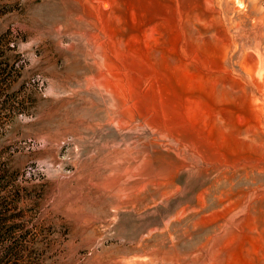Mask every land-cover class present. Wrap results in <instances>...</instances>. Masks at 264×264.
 <instances>
[{"label":"rangeland","instance_id":"374dc122","mask_svg":"<svg viewBox=\"0 0 264 264\" xmlns=\"http://www.w3.org/2000/svg\"><path fill=\"white\" fill-rule=\"evenodd\" d=\"M0 264H264V0H0Z\"/></svg>","mask_w":264,"mask_h":264},{"label":"trees","instance_id":"16d2710c","mask_svg":"<svg viewBox=\"0 0 264 264\" xmlns=\"http://www.w3.org/2000/svg\"><path fill=\"white\" fill-rule=\"evenodd\" d=\"M0 221H1V219H0Z\"/></svg>","mask_w":264,"mask_h":264}]
</instances>
